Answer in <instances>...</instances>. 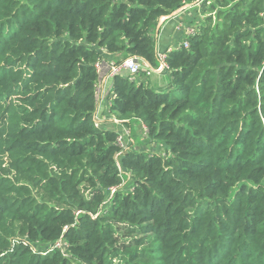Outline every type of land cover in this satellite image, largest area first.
<instances>
[{
  "label": "trees",
  "instance_id": "obj_1",
  "mask_svg": "<svg viewBox=\"0 0 264 264\" xmlns=\"http://www.w3.org/2000/svg\"><path fill=\"white\" fill-rule=\"evenodd\" d=\"M190 1L0 0V264H264V0H220L163 88L101 98Z\"/></svg>",
  "mask_w": 264,
  "mask_h": 264
},
{
  "label": "built area",
  "instance_id": "obj_2",
  "mask_svg": "<svg viewBox=\"0 0 264 264\" xmlns=\"http://www.w3.org/2000/svg\"><path fill=\"white\" fill-rule=\"evenodd\" d=\"M199 1H203V0H199ZM192 5L191 3H187V2H183V4L177 8L175 11H173L171 14L169 15H165V16H161V18L163 19L162 22L170 20L173 17H177L179 15V13L184 11L186 6H190ZM180 17H177V19ZM176 23L174 24V29L178 32L180 31L182 33V45L183 47H188V42H187V37L193 36L195 35V33L197 32V27L198 24L196 25H186L183 27V24H181V20H176ZM171 50V49H170ZM168 50V51H170ZM156 56H157V60H158V65L157 66H151L149 65L146 61H144L143 59H139L136 58L135 56H129L126 57L125 59H123L122 61L116 63L114 61H110L109 62V66H108V73L106 75V79L104 78L103 81V91H101V98L104 95L105 91H106V82L107 79L110 78L111 76L115 75V74H125L127 75L130 80L135 79L136 77L142 75L143 77H149L151 74L153 73H163L164 71L167 70V65L165 63V57H166V52H156ZM95 67L96 69H99L100 67V62L95 63ZM95 117L97 120H100V116H99V109L96 110L95 112ZM112 123L114 124H119L122 121H119L117 119H111ZM133 128L136 129V125H133ZM140 129L143 131V133L145 134V132L147 131V128L144 124H141ZM129 134H130V129L128 127H122L121 130L118 132V135L116 137V141L117 144L119 145L121 151L122 150H126L127 148L125 146H123L121 144V140L124 137L129 138ZM143 137V135H141ZM120 151V152H121ZM53 248L56 249H62L60 244H56L54 246H52Z\"/></svg>",
  "mask_w": 264,
  "mask_h": 264
},
{
  "label": "crops",
  "instance_id": "obj_3",
  "mask_svg": "<svg viewBox=\"0 0 264 264\" xmlns=\"http://www.w3.org/2000/svg\"><path fill=\"white\" fill-rule=\"evenodd\" d=\"M192 5L186 6L184 11L179 13L177 17H173L170 20L162 22V18L160 17L159 25L156 29L155 40H156V50L158 52H164L166 50L177 48L182 40V33L180 31H176L174 29V24L176 20H181V24L183 27L189 24L196 25L200 23L202 19L201 14V4L203 1L199 0H191ZM186 24V25H185ZM109 61V60H108ZM106 79V78H105ZM148 82L151 86L161 89L165 86L167 82V76L164 73H153L149 77H147ZM108 83L106 82V86ZM102 105V103L100 104ZM104 108V104L102 105ZM102 108V110H103Z\"/></svg>",
  "mask_w": 264,
  "mask_h": 264
},
{
  "label": "rangeland",
  "instance_id": "obj_4",
  "mask_svg": "<svg viewBox=\"0 0 264 264\" xmlns=\"http://www.w3.org/2000/svg\"><path fill=\"white\" fill-rule=\"evenodd\" d=\"M205 1V2H204ZM221 2H220V0H203V3L201 4V7H202V9L203 8H205V10L203 11V13H201L202 15V19H203V21L202 22H204V18L203 17H207V16H209L210 15V17H211V21H210V26H213L214 25V23H218L217 22V20H215V18H216V9H220V7H221ZM212 5H214V9L213 8H211V6ZM217 7V8H216ZM201 9V10H202ZM160 19V18H159ZM158 19V20H159ZM158 25H159V21H157L156 22V26H155V29H154V32H155V34H156V29H157V27H158ZM154 34V35H155ZM111 61V60H110ZM110 61H108V63L110 62ZM107 63V64H108ZM107 68V67H106ZM103 88H104V86L103 85H101V88H100V94H101V91H103ZM102 108H103V106L102 105H99V107H98V109H99V116L100 117H102V115H100L101 114V110H102ZM102 119V118H101ZM116 119V118H115ZM118 120V119H117ZM119 121H123V120H119ZM122 123V122H121ZM140 140H142L143 141V137L142 136H140ZM139 142V141H138ZM138 142H136V143H133L132 142V139L129 137V138H127V137H124V138H122V140H121V144L123 145V146H125L127 149L129 148V147H131V148H133V150H140V151H151V152H158V153H163V151H162V146H160V145H155V142H145L144 141V143H141V144H139ZM139 234L137 233V234H135L134 236H138Z\"/></svg>",
  "mask_w": 264,
  "mask_h": 264
}]
</instances>
